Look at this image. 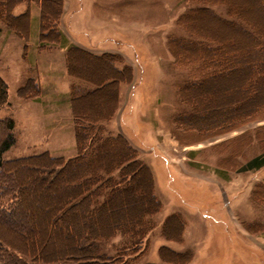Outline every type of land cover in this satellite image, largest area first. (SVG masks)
<instances>
[{
  "label": "rangeland",
  "instance_id": "1",
  "mask_svg": "<svg viewBox=\"0 0 264 264\" xmlns=\"http://www.w3.org/2000/svg\"><path fill=\"white\" fill-rule=\"evenodd\" d=\"M228 1L232 6L240 3V14L263 27L264 13L254 4L257 0ZM48 5L57 6L54 1ZM193 5L191 0H66L60 23L66 38L60 44L88 49L91 56H106L107 60H95L72 53V70L84 78L99 83L107 78L103 75L109 68L131 70L126 78H131L130 83L119 86L115 115L105 127L112 134H122L150 168L160 209L151 218L154 228L145 237L142 251L129 264H264V165L249 167L253 159L264 157V118L218 135L173 123L177 114L188 111L179 87L189 79V69L175 66L167 41L188 37L178 20ZM195 20L208 29L213 25L205 17ZM223 34L244 39L235 31L223 30ZM27 42L29 49L23 51V40L0 24V78L7 88L0 121L12 120L15 137L2 160L48 153L65 161L77 155L66 53L59 46L35 51V34ZM28 77L37 83L38 93L32 95L34 89H30L32 97H20L19 88ZM71 78L74 87H88ZM98 95L83 96L78 102L86 112L103 117L114 104V90L103 89ZM214 102L213 95L202 96L198 107L214 110L218 108ZM75 171L82 175L92 169ZM146 178L141 172L134 179L149 186ZM59 184L65 188L69 182L62 179ZM133 197L147 199L145 191L136 190ZM109 209H103L100 219L112 218ZM119 216L116 212L114 218ZM169 216L173 219L167 223ZM86 217L81 219L85 227L90 225ZM63 236L55 231L37 244L51 258L63 257V251H50L65 246ZM124 242L118 236L105 243L102 251L113 255ZM73 243L80 247L78 240ZM77 261L85 263L79 256Z\"/></svg>",
  "mask_w": 264,
  "mask_h": 264
},
{
  "label": "trees",
  "instance_id": "2",
  "mask_svg": "<svg viewBox=\"0 0 264 264\" xmlns=\"http://www.w3.org/2000/svg\"><path fill=\"white\" fill-rule=\"evenodd\" d=\"M53 1L55 8L48 5ZM32 2L40 9L39 41L60 44L61 35L56 28L63 0H0V24L13 31L26 47ZM191 2L193 7L178 20L188 37H170L167 41L175 66L189 69V79L179 87L181 102L188 111L177 114L173 123L198 133L218 135L264 118V25L261 27L242 16L240 3L232 6L228 0ZM22 4L27 5L26 11L15 15V8ZM254 4L264 13V0ZM199 16L205 17L212 27L208 29L195 20ZM193 24L197 27H192ZM223 30L235 31L244 39L237 41L234 36L223 34ZM72 53L95 60L107 58L91 56L76 46L65 54L68 74L88 85L71 88L75 157L64 161L43 153L3 161L2 155L14 146L15 137L12 120L0 121V264H81L78 256L85 259L83 264H129L142 251L145 237L154 228L151 218L158 213L160 204L154 193L151 170L122 134H112L105 127L115 115L119 86L130 83L131 78L128 81L126 78L131 76V70L109 68L103 75L107 78L98 83L73 72ZM112 73L114 77H108ZM108 88L114 90V104L105 116L82 109L85 106L78 102L80 98H97L99 91ZM30 89H34L32 95L39 89L31 78L19 88V96L32 97ZM206 95H213L217 109H199L198 99ZM6 99L7 88L0 78V107ZM263 165L264 157L259 156L249 167ZM83 167L92 171L74 174ZM141 172L147 174L149 186L146 182L136 183ZM62 179L69 182L65 188L60 187ZM136 190L145 191L147 199L135 201ZM105 207L110 208L113 216L103 220L99 215ZM116 212L120 213L118 219L114 218ZM84 215L90 218L86 227L81 223ZM55 231H62L65 246L50 249L64 252L63 257L53 259L37 243ZM118 236L125 238L123 245L115 247L113 255L103 253L102 246ZM73 239L78 240V249Z\"/></svg>",
  "mask_w": 264,
  "mask_h": 264
},
{
  "label": "crops",
  "instance_id": "3",
  "mask_svg": "<svg viewBox=\"0 0 264 264\" xmlns=\"http://www.w3.org/2000/svg\"><path fill=\"white\" fill-rule=\"evenodd\" d=\"M65 5H66V0H63L62 12H61V15L59 17V20H58V23H57V28H56L57 31L59 32V34L61 35V40H63L62 38H66L65 34L63 33V31L60 29V23H61L62 16L64 15ZM26 9H27V5L26 4L19 5V6H17L15 8L14 14L15 15L23 14V12H25ZM29 13H30V18H29L30 19L29 35L35 34L36 37H37V44L34 47L35 51H49V50H52L54 48L61 47L62 48V51H64V53H66V51L70 47L76 46V45H73V44L64 46V44L63 45H61V44L56 45V44H51V43H47V42H40L39 41V35H40V19H41L40 9L33 2L31 4H29ZM33 14L35 15L34 16V19L36 18V14H37V18L35 19L36 20L37 29H36L35 33H34L33 28H32V26H33L32 25ZM23 45H24V47H22L23 48V51H25L26 49H29L28 44H26V47H25V44L24 43H23ZM57 46H59V47H57ZM41 47H44V48H41ZM76 47H78V46H76ZM78 48L82 49L85 52H89L88 49H83L81 47H78ZM64 69L67 71V69H66V61H64ZM28 78H30V77H28ZM69 78L71 79V83L68 86V91H67L68 94H70V92H71V87L73 85H75L74 84V80L71 77H69ZM77 81H79V80H77ZM80 84L83 85L84 83L81 82ZM72 123H74V119H73V122Z\"/></svg>",
  "mask_w": 264,
  "mask_h": 264
},
{
  "label": "bare ground",
  "instance_id": "4",
  "mask_svg": "<svg viewBox=\"0 0 264 264\" xmlns=\"http://www.w3.org/2000/svg\"><path fill=\"white\" fill-rule=\"evenodd\" d=\"M95 79H97V78H95ZM170 236V235H169Z\"/></svg>",
  "mask_w": 264,
  "mask_h": 264
}]
</instances>
